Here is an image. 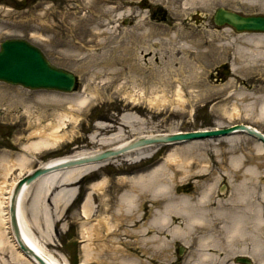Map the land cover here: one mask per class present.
I'll return each instance as SVG.
<instances>
[{
	"label": "bare ground",
	"instance_id": "6f19581e",
	"mask_svg": "<svg viewBox=\"0 0 264 264\" xmlns=\"http://www.w3.org/2000/svg\"><path fill=\"white\" fill-rule=\"evenodd\" d=\"M176 1L177 4L167 3L170 12L173 11L170 17H173L174 21L183 18L192 20L196 15L202 23V20H206L202 16L204 12L216 5H220L221 8L229 6V9H232L231 5L235 4L234 8L241 10L240 5L250 14H264V0ZM129 5L132 4L129 3L126 8L128 14L131 15L130 12L133 11L137 12L138 8H130ZM137 13L135 17L139 24L144 18L145 11L138 10ZM128 14L126 16H129ZM131 29L133 30L134 27ZM224 30L230 32L225 38V45L231 47L228 49L232 51L234 57L240 58L241 63L238 66L239 64L233 59L229 64L227 63L232 72L244 70V78L252 77L253 80L262 84L260 88L252 91H246L243 88L234 92L231 90L230 96L236 95L242 101L247 100L245 107L252 113L250 117L264 121V32H237L228 25L224 26L222 31ZM143 33L145 34V31ZM175 33L170 32L166 39L168 43L179 41ZM177 44L188 47V37L187 41ZM144 46L146 50L151 44L145 41ZM40 51L43 53L41 49ZM120 55L112 58L110 65V68L113 67L110 69L112 77L122 75L125 71L126 60L123 53ZM171 62L170 56L169 64ZM166 69L163 72L154 70L151 74L155 82L157 81L154 84L157 86L151 90L154 96L148 98L150 105L155 108L166 103L176 107H186L191 104L195 95L188 93L190 91L186 88L196 85L198 80L195 78L202 71L185 68L187 79L180 81L182 79L177 72L175 73L173 69ZM213 70L214 74L218 73V68L214 67ZM179 71L181 73L184 70ZM172 82H177L176 89L170 91V87L173 86ZM243 82L245 83V80ZM8 84L27 90L40 89ZM249 84L252 85L251 82ZM170 93H173L175 98H170L168 95ZM187 95L190 98H186ZM141 96H145V92L141 93ZM128 97L135 103L127 106V112L120 117L109 116L105 120L96 121L95 132L90 136V143L104 149L87 148L71 155L49 159L30 169L31 174L40 167L55 164L69 157H80L121 147L138 137L185 133L174 127L167 131L144 133L143 129L147 127L148 120L137 114L140 112L136 103L139 95L130 93ZM56 101H59L61 107L67 103L56 116V122L49 121L46 125H41L40 120L34 122V129L30 133L31 140L23 144L17 156L15 158L0 157V174L4 176V179L0 181V252L5 251L4 231L7 230L10 234L8 244L14 249L10 253V259L17 264L38 263L22 252L13 235L10 223L13 191L15 186L29 175L23 176L20 180L15 179L14 170L19 169L17 173H20L28 167L26 163L32 156L26 153L28 150L30 153H40L62 142L67 136L66 129L73 121L78 120V115H73L75 110H79L75 107L91 104L87 93L73 98L66 96ZM232 110L230 114L237 115L240 112L235 105ZM41 115L45 117L52 114L44 111ZM244 126L258 129L251 124L244 123ZM205 131L209 132L207 129L187 132ZM258 131L264 135V132L259 129ZM127 133L137 136L129 138L126 137ZM216 139L221 140L219 145L225 142L228 148L215 147L211 153H208L206 146ZM243 142L246 143L245 146L240 145ZM164 146L167 147V151L164 157L159 158L155 164L138 171L137 169L130 170L128 174L124 172L116 178H109L105 175L98 181L90 183L89 190L85 191L79 207L81 218L79 234L82 237L80 249L83 252L79 257V264H90L93 260L104 259L105 262L107 260L113 262L112 264H146V261L151 260V262L159 263L164 256V251L160 249L155 251V247H165L168 240L175 241L176 239L188 244V246L185 245L186 247H192L188 251V259L200 264H221L220 262L227 255V250L232 248L241 249V254L258 257L257 262L264 264L262 241L264 239V142L259 137L241 129H233L227 135L219 133L206 137H194L189 141L175 139L146 144L108 159L56 168L54 171L37 177L34 181L24 185L18 193L15 206L22 236L27 244L43 256L48 264H70L64 255L48 250L45 241L46 238L52 237L51 232L55 228V222L61 219V212L68 208L72 198H77L80 192V189L77 192V182L97 172L104 165L115 162L118 157L130 164L137 163L150 158ZM210 154L215 158L216 163L219 162L223 167V174L212 176L217 174L216 171L212 173L208 170L210 162L207 157L210 158ZM117 172H122V170ZM111 192L113 193L108 196L107 194ZM96 198L99 199L97 205L95 204ZM94 215L98 217L95 218V222H93ZM152 226L161 234H150ZM50 241L48 240V243ZM223 248L226 249L225 255L217 259L221 254L218 250H223ZM109 255H111L110 258Z\"/></svg>",
	"mask_w": 264,
	"mask_h": 264
},
{
	"label": "rangeland",
	"instance_id": "374dc122",
	"mask_svg": "<svg viewBox=\"0 0 264 264\" xmlns=\"http://www.w3.org/2000/svg\"><path fill=\"white\" fill-rule=\"evenodd\" d=\"M20 2L21 0H0V42L6 38L28 40L39 47L52 64L71 71L78 80L75 89L69 93L45 89L27 90L0 82V157L15 158L17 156L23 144L31 140L30 133L34 129V122L40 120L41 125H46L49 121L56 122V116L67 105L65 103L61 107L56 99L60 100L66 96L73 98L87 93L91 104L75 107L79 110H75L73 115H78V120L69 125L66 129V138L57 146L40 153H30L28 150L26 153L32 154L26 163L28 167L20 173H17L19 169H15L13 173V175L16 174L15 179L49 159L71 155L87 148L104 149L90 143V136L95 132L96 121L105 120L109 116L120 117L127 112V106L135 103L128 97L130 93L139 95L136 103L140 112L137 114L148 120L147 127L143 129L144 133L167 131L172 127L183 131L213 130L215 127L226 128L235 123L251 124L264 132V121L250 117L252 113L246 110L247 100L242 101L236 95L230 96L231 90L234 92L243 88V90L252 91L260 88L262 84L253 80L252 77L244 78V70L232 72L229 67L230 72H225L222 63L229 64L233 59L239 64L238 66L241 65L240 58L234 57L232 51L228 49L231 47L224 43L225 38L230 34L229 31L224 30L220 33L205 31L203 26L197 29L193 24L186 23L184 19L171 21V18L167 16L168 19L158 21L157 25H149L146 34L142 35L136 31L137 26H134L133 30H128L124 22L128 14L126 8L129 0H33L25 8L18 9L16 5ZM231 6L235 7V4ZM239 8L249 13L240 5ZM131 13L135 15L137 12ZM172 13L173 11L170 15ZM170 26L172 27L170 32H176L175 36L179 38V41L172 43L166 41L170 34L168 29ZM187 37L188 47L177 44L187 41ZM146 40L151 46L144 50ZM174 44L176 45L172 46ZM149 50L152 52L150 58L140 55L143 51ZM121 53L126 60L125 71L122 75L112 77L110 70L113 68H110L112 58L121 56ZM170 56L172 62L169 64ZM184 59L186 60L183 61ZM214 67L218 68L216 74H214ZM166 68L177 72L182 79L180 81L187 79L185 68L202 71L195 78L198 80L196 85L186 88L190 91L188 93L195 95L191 104L186 107H176L166 103L155 108L150 105L148 98L154 96L151 90L157 86L154 85L157 81L155 82L151 74L154 70L163 72ZM180 69L184 71L180 73ZM172 84L170 91L176 89L177 82ZM144 92L145 96H141ZM168 95L170 98H175L173 93ZM186 98L190 96L187 95ZM234 105L240 110L237 115L230 114ZM44 111L52 115L43 117L41 112ZM136 136L126 134L129 138ZM219 141L221 140L216 139L209 142L206 151L211 153L215 147L228 148L225 142L219 145ZM245 144L243 142L240 145L245 146ZM166 151L167 147L164 146L150 158L132 164L118 157L115 162H110L97 172L85 176L84 183L78 181L76 187L80 189L79 200L61 212V219L55 222V228L51 232L52 237L46 238L48 250L64 255L70 264H75L76 256H81L83 253L76 244L77 240L82 239L79 234L82 186L88 191L90 183L98 181L102 176L116 178L124 172L128 174L130 170L138 171L147 168L155 164L159 158H163ZM158 155H160L159 158H157ZM209 157H207L210 162L208 170L217 173L212 176L223 174V167L219 162L216 163L211 154ZM120 170L122 172L118 173L117 171ZM3 179L4 176L0 174V181ZM98 201L99 199L96 198V205ZM95 218L98 217L94 215L93 222ZM159 233L160 231L155 227H150V234ZM9 235L7 230L4 231L6 243L3 244L5 251L0 252V264H17L10 259V253L14 249L8 244ZM48 240H51L50 243ZM168 241L165 247H155V251L158 249L164 251L162 260L159 263L151 262L152 260L146 261V264H200L188 259V251L192 249V247H186L188 244L177 239ZM180 245L185 248L179 255L177 247ZM225 250V248L218 250L221 254L217 259L225 255ZM240 250L239 248L227 250V255L220 263L231 264L233 258L230 257L240 253ZM108 257L110 258L111 255ZM105 261V259L93 260L90 264L113 263Z\"/></svg>",
	"mask_w": 264,
	"mask_h": 264
},
{
	"label": "water",
	"instance_id": "95a60500",
	"mask_svg": "<svg viewBox=\"0 0 264 264\" xmlns=\"http://www.w3.org/2000/svg\"><path fill=\"white\" fill-rule=\"evenodd\" d=\"M215 22L217 24L227 23L236 31H264V15L242 17L232 12L219 10L215 15ZM0 80L30 88H46L60 91H70L75 82V78L71 72L53 66L38 48L27 41L20 39L4 40L0 44ZM233 129L245 130L248 133L259 137L264 142V135L258 130L239 124L234 125V127L209 132H186L173 135L138 137L118 148L94 152L80 157H69L55 164L36 169L32 174H29L21 180L15 186L13 191L10 206V223L17 244L26 256L30 257L38 264H48L45 258L30 247L22 236L17 217V208L15 207L17 204L18 193L21 192L24 185L34 181L37 177L54 171L56 168L69 167L88 161H100L146 144L168 142L175 139L189 140L194 137H206L219 133L229 134Z\"/></svg>",
	"mask_w": 264,
	"mask_h": 264
},
{
	"label": "flooded vegetation",
	"instance_id": "af4514ba",
	"mask_svg": "<svg viewBox=\"0 0 264 264\" xmlns=\"http://www.w3.org/2000/svg\"><path fill=\"white\" fill-rule=\"evenodd\" d=\"M31 1L33 0H25L24 4L27 6V4ZM172 2H175L176 4L178 3L176 0H129V3L132 4V5H129L130 8H138L137 12L138 10L141 12L145 11L144 18L142 19V22H140L139 24H138L137 17H135L137 16L138 13H136V15H133V13L130 12L131 15H129V17L125 19V22L127 23L129 30H132L131 29L132 27L137 26L136 31L138 33H142L143 31H145V34H146V32L148 31L149 25L151 26L157 25L158 21L166 20L168 19L167 16L169 17L171 16L169 9L167 8V3H172ZM21 4H18L16 6L19 7ZM219 7L220 5H216L215 7H212L209 10L207 9V12H204V14L202 15L203 17L206 18V20L205 21L202 20L203 21L202 23L199 22L200 20L197 19L196 15H194V19L192 20H187L184 18L183 19L185 20L186 23L195 25L197 29H200L201 26H203L205 31H209V29L210 30L213 29L216 32H220L224 29V26H217L214 23V15L216 13V10ZM224 9H229V6H224ZM230 10H232L238 15L250 14V13L243 12L242 10L236 9L234 7L232 9L230 8ZM200 13H201V10H200ZM170 18H171V21H174L173 17H170ZM172 23L173 22H171V24ZM149 53L150 52L146 54V57L149 55ZM262 241H263V250H264V239H262ZM230 258H233V261H231V264H245L246 263L245 261H249V264H259V262H257L258 257H255V256L251 257L247 254L237 253L235 256L230 257Z\"/></svg>",
	"mask_w": 264,
	"mask_h": 264
}]
</instances>
